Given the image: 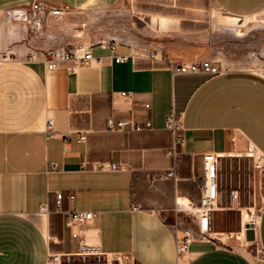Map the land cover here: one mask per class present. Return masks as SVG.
I'll list each match as a JSON object with an SVG mask.
<instances>
[{
	"label": "crops",
	"instance_id": "crops-1",
	"mask_svg": "<svg viewBox=\"0 0 264 264\" xmlns=\"http://www.w3.org/2000/svg\"><path fill=\"white\" fill-rule=\"evenodd\" d=\"M41 1L69 9L57 25L47 24L43 37L7 15L25 10L28 0H0V49L15 52L0 64V264H48L49 252L75 250L78 240L64 222L68 210L93 211V221L79 227L82 236L122 264H264V199L255 239L245 242L249 206L240 189V204L232 201L229 173L250 155L264 161V71L235 58L232 39L242 34L239 22L264 14V0H210L209 8L184 0ZM106 37L159 47L171 63L221 60V71L176 73L143 59L118 63L99 46L94 54L102 63L74 71L71 62L48 69L25 60L30 46ZM172 112L181 114L185 137L175 155L168 153L173 132L166 127ZM50 118L55 137L47 133ZM109 118L151 120L152 128L111 131ZM202 151L218 156L219 208L211 241H194L180 253L178 225L198 216ZM110 163L121 169L97 168ZM171 169L175 176L162 178ZM232 210L237 230H215L216 216Z\"/></svg>",
	"mask_w": 264,
	"mask_h": 264
},
{
	"label": "built area",
	"instance_id": "built-area-1",
	"mask_svg": "<svg viewBox=\"0 0 264 264\" xmlns=\"http://www.w3.org/2000/svg\"><path fill=\"white\" fill-rule=\"evenodd\" d=\"M8 17L15 20H23L30 24V29L33 35L44 36L42 33L46 29L47 24L53 22L57 25L59 19L69 12L67 7H59L41 0H28L27 8L21 12L20 8H11L7 11ZM99 46L102 49L110 51L111 56L118 63L128 60H147L152 64L169 65L173 72L176 73H195L205 72L216 74L221 71L218 62L212 59H203L197 62H174L166 56L165 52L159 47H149L143 43L137 42H122L116 38L106 37L96 41L95 43L78 42L67 45H36L30 46L25 55V60L28 62L41 61L48 69H56L63 62H71L68 66L69 71H74L80 66L101 64L103 57L94 54V47ZM122 46L125 52H118V48ZM15 56L12 48L0 49V64L11 61ZM15 58V57H14ZM122 95L130 96L131 92L122 91ZM144 108L151 109L149 102L144 103ZM54 120L48 119V136L55 137L56 131L52 129ZM107 127L111 131L131 130L142 131L152 128L151 120L138 122L130 118H122L115 120L109 118ZM166 127L173 132V144L168 150V153L175 155L178 153V148L185 143L183 134L182 116L180 113L172 112L167 115ZM85 135L81 136L77 141L81 142L85 139ZM68 140L67 136H64ZM204 158V173L203 183L201 188L200 204L195 208L196 222L192 220V224L182 227L178 225V232L181 235L177 237L178 250L180 253L187 251L188 247L194 241H211L212 236V213L218 209L219 201V175H218V156L211 151H202ZM260 157H255V166L261 168L264 161ZM51 164H54L53 162ZM84 168L87 167V162H83ZM99 169L120 170L121 166L118 163L101 164ZM175 176L174 170H168L162 175V178H170ZM62 192L57 193L58 203L62 200ZM230 195L232 201L240 204L239 188H231ZM73 197V195H70ZM42 210H47V206L43 205ZM190 213H194L190 211ZM95 213L89 210H68L64 212L65 225L70 228L71 235L78 240L77 248L72 251L49 252L48 264H122L121 258H116L105 252L99 244L87 241L81 234L79 227L93 221ZM247 225H243L242 237L246 236ZM244 232V236H243Z\"/></svg>",
	"mask_w": 264,
	"mask_h": 264
},
{
	"label": "rangeland",
	"instance_id": "rangeland-1",
	"mask_svg": "<svg viewBox=\"0 0 264 264\" xmlns=\"http://www.w3.org/2000/svg\"><path fill=\"white\" fill-rule=\"evenodd\" d=\"M184 4L189 6H201L209 8L210 0H184ZM205 19H208V12H205ZM238 32L242 34L233 36L235 44L234 57L243 59V64L246 67H251L258 70L264 71V14L255 15L249 17L242 22H239ZM221 63V60H214ZM255 157L258 155H250L249 161H242V163L234 162L233 170H229V173L234 174L235 182L234 188H239L242 191V204L248 205L247 221L249 226H253L258 220L261 204L264 199V188H263V174L260 168L255 166ZM262 161V160H261ZM264 168V165L263 167ZM226 183H231L228 176ZM240 213V210H237ZM245 216V215H244ZM237 213L232 210L229 214L217 215L214 223L215 230L230 231L237 230ZM247 225V224H246ZM243 228V227H242ZM242 239L246 242L251 243L245 237Z\"/></svg>",
	"mask_w": 264,
	"mask_h": 264
},
{
	"label": "water",
	"instance_id": "water-1",
	"mask_svg": "<svg viewBox=\"0 0 264 264\" xmlns=\"http://www.w3.org/2000/svg\"><path fill=\"white\" fill-rule=\"evenodd\" d=\"M246 239L248 240H254V231L252 226H247V231H246ZM114 264H118L117 261L114 262Z\"/></svg>",
	"mask_w": 264,
	"mask_h": 264
},
{
	"label": "bare ground",
	"instance_id": "bare-ground-1",
	"mask_svg": "<svg viewBox=\"0 0 264 264\" xmlns=\"http://www.w3.org/2000/svg\"><path fill=\"white\" fill-rule=\"evenodd\" d=\"M245 215V214H244ZM245 217H246V215H245ZM243 236H244V232H243Z\"/></svg>",
	"mask_w": 264,
	"mask_h": 264
}]
</instances>
